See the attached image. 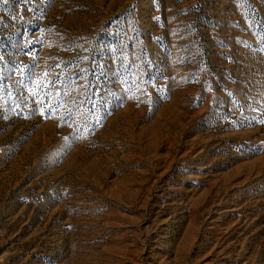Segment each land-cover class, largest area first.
Masks as SVG:
<instances>
[{
    "label": "rangeland",
    "instance_id": "obj_1",
    "mask_svg": "<svg viewBox=\"0 0 264 264\" xmlns=\"http://www.w3.org/2000/svg\"><path fill=\"white\" fill-rule=\"evenodd\" d=\"M0 264H264V0H0Z\"/></svg>",
    "mask_w": 264,
    "mask_h": 264
}]
</instances>
